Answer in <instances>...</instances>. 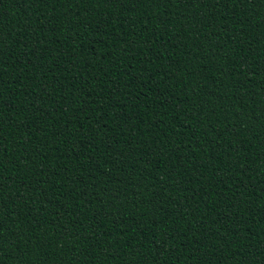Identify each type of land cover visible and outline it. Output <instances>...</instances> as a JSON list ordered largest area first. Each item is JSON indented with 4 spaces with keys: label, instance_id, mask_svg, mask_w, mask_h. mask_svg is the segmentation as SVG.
<instances>
[{
    "label": "trees",
    "instance_id": "16d2710c",
    "mask_svg": "<svg viewBox=\"0 0 264 264\" xmlns=\"http://www.w3.org/2000/svg\"><path fill=\"white\" fill-rule=\"evenodd\" d=\"M0 264H264V0H0Z\"/></svg>",
    "mask_w": 264,
    "mask_h": 264
}]
</instances>
